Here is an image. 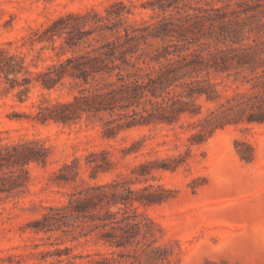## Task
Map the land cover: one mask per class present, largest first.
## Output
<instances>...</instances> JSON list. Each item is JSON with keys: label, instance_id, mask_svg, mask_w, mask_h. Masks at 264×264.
<instances>
[{"label": "rangeland", "instance_id": "rangeland-1", "mask_svg": "<svg viewBox=\"0 0 264 264\" xmlns=\"http://www.w3.org/2000/svg\"><path fill=\"white\" fill-rule=\"evenodd\" d=\"M148 1L0 0V49L24 57L29 69L38 71L51 63L50 58H57L49 44L31 42L36 30L67 15H105L111 7L124 15L123 21L140 24L150 21ZM261 24L256 39L264 62V18ZM61 42L56 39L54 45ZM261 70L264 66L257 72ZM212 81L221 83L217 89L222 97L217 102L197 100V116L183 115L171 126L136 127L107 139L98 119L68 126L42 125L29 118L41 94L50 103L66 102L75 93L69 87L51 92L36 87L27 101L19 103L16 90L8 91L0 77L2 143L35 141L46 151L44 165H29L21 192L0 201V264H53L68 257H75L74 264H89L87 255L94 252H116L119 264H127L131 260L119 258L118 253L126 255L132 248L110 247L95 233L85 236L80 227L44 233L34 226L45 215L54 214L50 208L68 206L70 195L84 190L86 183L113 181H124L135 197L152 196L156 201L132 204L139 217L153 223L154 236L138 264H264V124L243 120L197 136L199 130L193 124L216 110L223 97L252 92L251 84L241 77ZM255 91L264 97L260 88ZM87 162L102 164L104 172L92 178ZM118 193L121 199L130 197L126 191ZM123 207L104 206L87 216L99 217L106 210L115 213Z\"/></svg>", "mask_w": 264, "mask_h": 264}, {"label": "trees", "instance_id": "trees-1", "mask_svg": "<svg viewBox=\"0 0 264 264\" xmlns=\"http://www.w3.org/2000/svg\"><path fill=\"white\" fill-rule=\"evenodd\" d=\"M147 4L150 21L140 24L123 21L124 15L112 7L105 15L92 12L52 20L33 32L37 37L31 42L49 44L57 59L50 58L49 65L31 71L24 57L0 49V77L8 91L16 90L19 103L27 101L36 87L47 92L69 87L75 93L66 102L50 103L41 94L29 118L42 125L68 126L82 119H98L107 139L136 127L171 126L183 115L197 116V100L217 102L222 97L217 89L221 83L212 81L216 78L241 77L251 84L252 92L223 97L216 110L193 124L198 127L197 136L243 120L264 124V97L255 91L260 88L264 93V70L257 72L264 66L263 52L256 39L264 18V0H149ZM56 39L62 42L54 45ZM45 162L46 151L38 142L20 139L3 144L0 139V201L21 192L30 164ZM87 164L92 178L105 170L102 164ZM59 178L67 180L64 175ZM85 185L70 195L68 206L50 208L54 216L47 214L36 221V231L66 233L80 227L85 236L95 233L110 247L132 248L118 257L130 259L127 264H138L154 236L153 223L139 217L132 204L156 201L152 196L135 197L136 192L124 181ZM123 191L130 197L121 199L117 194ZM118 204L124 207L115 213L106 210L103 216H87L89 211ZM55 253L60 258V251ZM116 254L94 252L87 259L89 264H119ZM74 259H57L53 264H74Z\"/></svg>", "mask_w": 264, "mask_h": 264}]
</instances>
